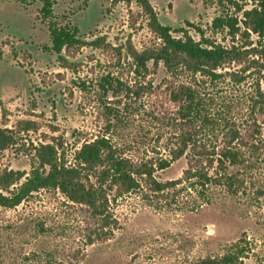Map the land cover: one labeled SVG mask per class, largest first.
<instances>
[{
    "label": "rangeland",
    "instance_id": "374dc122",
    "mask_svg": "<svg viewBox=\"0 0 264 264\" xmlns=\"http://www.w3.org/2000/svg\"><path fill=\"white\" fill-rule=\"evenodd\" d=\"M150 2L163 25L183 27L196 40L200 36L187 22L208 29L219 12L216 0ZM41 7L40 0H0V99L8 111L2 127L16 138L15 145L0 152V171L29 172L30 152L41 143L64 142L71 155L75 146L100 135L111 136L134 159L166 155L173 129L162 117L174 113V107L162 86L164 72L136 77L127 58L129 41L137 50L156 41L142 8L136 3L112 5L111 0H58L53 16L43 20ZM50 22L78 26L86 42L106 37L107 43L123 47L121 54L86 45L62 53L76 70L65 68L55 53L45 50L51 46ZM108 74L147 89L136 99L124 91L104 93L98 84ZM82 81L89 85L86 91L79 86ZM107 105L119 111L110 129L113 116ZM186 167L183 157L159 172L158 179L180 178ZM194 200L186 195L178 207L164 199L130 195L111 203L117 225L90 245L87 236L99 220L60 192L41 191L15 209H0V264H35L23 260L33 252L43 257L49 253L51 264H196L225 255L240 239L247 248L241 264H264L262 177L235 197L214 188L210 201L196 203L199 207L191 211ZM36 224L48 232H37Z\"/></svg>",
    "mask_w": 264,
    "mask_h": 264
},
{
    "label": "trees",
    "instance_id": "16d2710c",
    "mask_svg": "<svg viewBox=\"0 0 264 264\" xmlns=\"http://www.w3.org/2000/svg\"><path fill=\"white\" fill-rule=\"evenodd\" d=\"M18 1L25 4L27 0ZM40 1V14L47 20L53 16L58 0ZM111 3H136L148 16L155 43L137 50L129 41L126 51L136 77L160 69L164 72L162 86L174 107V113L162 117L163 124L173 129L167 138V154L157 152L134 159L111 136L100 135L75 146L71 155L64 142L41 143L30 152L29 172L0 171V209H15L41 191H58L99 220L98 227L87 236L90 245L105 239L117 225L110 204L130 195L164 199L169 206L178 207L184 196H195L190 207L194 211L199 207L196 203L210 201L214 188L235 197L245 193L258 176L264 179V0H216L219 12L208 29L187 22L200 40L183 27L163 25L150 0ZM48 30L51 46L45 50L55 53L68 69L76 70L74 63L62 55L64 51L69 53L86 45L119 54L123 49L107 43L106 37L86 42L79 35V27L70 22H50ZM79 84L84 91L89 87L86 81ZM98 85L104 93L117 96L124 91L133 99L147 89L141 84L134 88L110 74L103 76ZM214 90L218 95L212 94ZM0 107L3 152L16 144V138L12 130L2 127L8 111L1 99ZM106 108L113 116L109 119L110 129L114 122L117 124L114 116L119 111L108 105ZM183 157L187 167L182 176L159 181L157 174ZM257 193L263 194L260 190ZM35 229L42 234L48 232L42 224H36ZM243 242L240 239L219 258H206L196 264H241L247 250ZM23 260L51 264L52 256L33 252L24 255Z\"/></svg>",
    "mask_w": 264,
    "mask_h": 264
}]
</instances>
